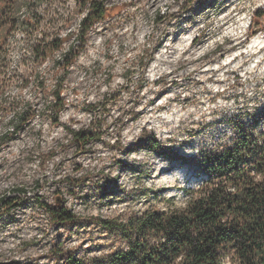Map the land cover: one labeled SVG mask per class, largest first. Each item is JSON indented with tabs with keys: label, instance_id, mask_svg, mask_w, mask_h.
<instances>
[{
	"label": "rangeland",
	"instance_id": "obj_1",
	"mask_svg": "<svg viewBox=\"0 0 264 264\" xmlns=\"http://www.w3.org/2000/svg\"><path fill=\"white\" fill-rule=\"evenodd\" d=\"M78 1H0L10 74L34 64L30 46L41 37L14 23L26 12L43 34L67 40L41 65L66 103L58 124L46 109L51 95L17 93L18 79L10 91L34 104L35 115L0 145V264H57V254L92 259L124 247L102 222L182 206L183 190L206 179L182 160L137 149L143 137L185 159L202 156L232 144L228 120L253 123L264 109V30L251 34L264 0H103L110 17L80 49L86 10ZM11 120L0 117V137ZM87 130L100 137L79 145L71 132ZM257 131L264 133V116ZM58 198L75 223L53 224L41 208Z\"/></svg>",
	"mask_w": 264,
	"mask_h": 264
},
{
	"label": "trees",
	"instance_id": "obj_2",
	"mask_svg": "<svg viewBox=\"0 0 264 264\" xmlns=\"http://www.w3.org/2000/svg\"><path fill=\"white\" fill-rule=\"evenodd\" d=\"M78 6L86 10L80 24V49L85 46L89 32L105 22L112 10L103 0H80ZM14 23L29 34L40 31L41 37L30 46L34 64L21 74H10L7 37L0 21V117L12 115V128L2 134L0 145L14 140L35 115L30 101L19 95L10 97L16 79L21 85L17 93L31 88L41 96L51 95L46 109L53 112L54 124L59 123L66 105L60 86L54 85L50 90L41 71V65L54 59L63 48L66 38L57 32L49 36L43 34L40 23L30 11ZM263 30L264 12H259L251 25V34ZM74 59L73 56L64 59L65 75ZM263 116L264 109L253 123L231 118L228 124L235 135L231 145L189 159L179 157L154 136L143 137L137 149L162 158L182 160L202 173L205 181L198 189L183 190L186 199L182 206L176 207L164 198L172 203L164 210L151 209L122 222H102L104 229L124 247L92 259L69 252L57 254L61 257L57 264H222L226 258L238 264H264V133L257 131ZM71 133L75 141L84 146L100 137L98 132L90 130ZM24 194L21 190L20 195ZM5 206L12 204L6 202ZM40 206L53 224L65 226L77 220L60 198L54 206L44 203Z\"/></svg>",
	"mask_w": 264,
	"mask_h": 264
},
{
	"label": "bare ground",
	"instance_id": "obj_3",
	"mask_svg": "<svg viewBox=\"0 0 264 264\" xmlns=\"http://www.w3.org/2000/svg\"><path fill=\"white\" fill-rule=\"evenodd\" d=\"M255 45H257V42H255Z\"/></svg>",
	"mask_w": 264,
	"mask_h": 264
}]
</instances>
